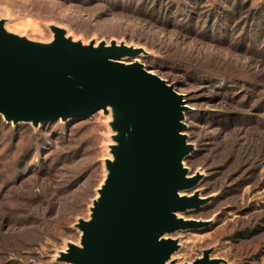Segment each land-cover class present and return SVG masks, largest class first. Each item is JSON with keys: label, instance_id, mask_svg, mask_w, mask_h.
Returning <instances> with one entry per match:
<instances>
[{"label": "rangeland", "instance_id": "1", "mask_svg": "<svg viewBox=\"0 0 264 264\" xmlns=\"http://www.w3.org/2000/svg\"><path fill=\"white\" fill-rule=\"evenodd\" d=\"M2 19L44 43L55 25L85 44L143 47L139 59L183 97L184 165L200 176L183 192L200 205L181 214L199 224L174 236L173 259L210 249L218 264H264V0H0ZM111 120L0 118V264H66L113 157Z\"/></svg>", "mask_w": 264, "mask_h": 264}, {"label": "water", "instance_id": "2", "mask_svg": "<svg viewBox=\"0 0 264 264\" xmlns=\"http://www.w3.org/2000/svg\"><path fill=\"white\" fill-rule=\"evenodd\" d=\"M44 43L10 32L0 20V118L34 128L56 120L111 115L113 157L90 207L79 219L80 243L66 264H179L174 236L199 222L181 215L200 205L186 196L199 182L184 165V102L174 85L150 72L140 46L112 40L83 43L50 27ZM205 250L193 263L218 264Z\"/></svg>", "mask_w": 264, "mask_h": 264}, {"label": "bare ground", "instance_id": "3", "mask_svg": "<svg viewBox=\"0 0 264 264\" xmlns=\"http://www.w3.org/2000/svg\"><path fill=\"white\" fill-rule=\"evenodd\" d=\"M150 72H152V71H150ZM183 133H184V131H183ZM185 134V133H184Z\"/></svg>", "mask_w": 264, "mask_h": 264}, {"label": "trees", "instance_id": "4", "mask_svg": "<svg viewBox=\"0 0 264 264\" xmlns=\"http://www.w3.org/2000/svg\"><path fill=\"white\" fill-rule=\"evenodd\" d=\"M216 2V1H215ZM229 12V11H228ZM230 13V12H229ZM50 123H52V122H50Z\"/></svg>", "mask_w": 264, "mask_h": 264}]
</instances>
